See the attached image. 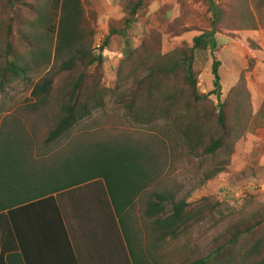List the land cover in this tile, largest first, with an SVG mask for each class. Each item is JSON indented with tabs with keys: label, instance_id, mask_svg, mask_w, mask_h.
Wrapping results in <instances>:
<instances>
[{
	"label": "trees",
	"instance_id": "trees-1",
	"mask_svg": "<svg viewBox=\"0 0 264 264\" xmlns=\"http://www.w3.org/2000/svg\"><path fill=\"white\" fill-rule=\"evenodd\" d=\"M148 1L121 0L125 17L109 28L96 54L94 29L86 18L81 0H47L45 3L0 0V89L13 81L27 82L34 70L52 72L58 68L55 76L64 74L67 81L61 91L66 101L44 146L60 147L68 142L63 155L50 158V164L41 166L40 171L35 168L36 158L28 147L22 152L19 144L12 147L4 142L1 145L0 216L7 219L9 237L18 244L20 255L8 254L11 247H4L6 240L0 236V264H28L31 242L40 241L42 247L51 252L52 247L65 238L59 218L62 206L66 202L71 205L77 201L90 202L92 204L85 209L89 215L95 209L92 201L99 198L100 192L104 204L96 210L97 223L110 225L112 236L115 230L120 232L132 264H145L138 257L135 239L130 234L128 211L150 183L148 157L126 145L112 147L96 142H70L69 139L93 113L104 109L108 97L125 116L139 124L168 119L172 112L176 121L179 113H189L195 105L192 111L201 119L198 125L195 121L184 123L183 119L181 124L173 123L183 137L192 135L190 148H200L208 157L220 154L230 157L234 153L245 119L250 115L245 87H233L222 101L220 62L213 56V90L211 94H200L193 66L195 51L209 50L214 54L218 49L215 35L223 19L222 6L214 0H204L211 15L210 30L194 37L191 47L162 54L155 46V37L151 42L143 41L139 49L131 46L129 32ZM26 14L30 18H25ZM90 15L94 19L95 13ZM113 39L123 41V58L116 80L111 88H106L102 84L103 52ZM152 42L155 45L150 44ZM51 75L34 84L33 98L46 100L50 96L55 77ZM211 95L215 96L216 105L209 100ZM190 102H193L191 106ZM205 103L210 104V110ZM205 125L213 132H205ZM200 126L201 130L197 128ZM224 163L226 165L222 164L208 179L225 171L229 162ZM58 201L59 207L56 206ZM207 205V199H202L196 208L185 200L176 201L173 193H152L147 200L145 216L152 221L161 243L178 239L192 223L203 219L204 211L208 212ZM256 215L226 228L227 237L215 250L217 256L193 258L184 264H222L219 257L229 256L242 248L247 250L245 240H252L256 235H260V239L254 240L252 246L258 252L250 257H255L253 264H264V235L260 234L264 213ZM222 251L231 252L222 254ZM14 257L16 259H12ZM59 261L75 264L78 260L62 257Z\"/></svg>",
	"mask_w": 264,
	"mask_h": 264
},
{
	"label": "rangeland",
	"instance_id": "rangeland-1",
	"mask_svg": "<svg viewBox=\"0 0 264 264\" xmlns=\"http://www.w3.org/2000/svg\"><path fill=\"white\" fill-rule=\"evenodd\" d=\"M38 1L45 3L47 0H28L29 3ZM81 1L94 29L93 50L97 54L109 28L116 26L125 13L121 0ZM214 1L223 10V19L215 35L218 49L214 54L209 50L195 51L193 66L200 94H211L213 90V56L220 62L222 101L233 87H245L250 115L245 119L234 153L230 157L227 155L229 158L223 154L208 157L200 148L193 150L190 148L192 135L183 137L179 134L174 122L181 124L184 120L191 124L195 121L198 125L201 120L192 111L196 108L193 102H190L191 111L179 113L176 121L172 112L168 119L139 124L125 116V112L108 97L104 109L93 113L69 138L70 142H96L112 147L126 145L148 157L150 183L128 211L130 234L135 239L137 255L145 264H184L193 258L217 256L215 250L224 243L227 227L257 216L256 213H264V0ZM90 13H95L94 19ZM25 18L30 16L26 14ZM210 24L211 15L204 0H149L129 32L131 46L139 49L143 41L151 42L155 37L156 45L155 42L150 44L159 47L162 54L189 48L194 37L210 30ZM122 43L113 39L103 52L102 84L106 88H111L116 80L123 58ZM24 56L27 57L26 52ZM57 69L52 72L34 70L28 75L27 82L13 81L0 89V151L4 142L12 147L19 144L22 152L28 147L36 158L38 171L41 166L50 164V158L63 155L68 143H62L60 147L44 146L66 101L61 91L67 81L64 74L55 76ZM47 75L55 76L52 93L46 100L33 98L34 84ZM209 100L217 104L214 95ZM205 105L210 110V104ZM197 128L202 129L201 126ZM204 130L213 132L206 125ZM225 161L229 162L226 170L208 179L222 164L226 165ZM164 192L173 193L176 201L185 200L196 208L202 199H207L209 205L203 219L192 223L178 239L159 243V236L145 211L150 194ZM2 217L0 235L4 234L5 240L7 231L4 232ZM260 231L264 235V227ZM259 239L260 235L246 239L247 250L242 248L229 256L223 255L219 261L222 264H253L255 257L250 255L258 250L252 244ZM250 250L253 251L250 253ZM223 252L229 254L231 251Z\"/></svg>",
	"mask_w": 264,
	"mask_h": 264
},
{
	"label": "crops",
	"instance_id": "crops-1",
	"mask_svg": "<svg viewBox=\"0 0 264 264\" xmlns=\"http://www.w3.org/2000/svg\"><path fill=\"white\" fill-rule=\"evenodd\" d=\"M101 196L102 192H100L99 198L93 199L95 209L91 210L89 215H86L85 209L92 203L85 204L77 201L76 204L71 205V202H66L59 214L65 238L59 241L56 247L53 246L51 252H47V248L42 247V242L36 241V244L31 242L28 264H72L69 261H66L67 263L60 262L62 257L64 260L76 258L78 261L75 264H132L120 232L115 230L112 236L110 225L97 223L96 210L101 203L104 204V201H101ZM56 206L59 207V201ZM2 218L4 232L7 231L4 247H11L8 254L20 255L18 244L9 237L10 228L7 219L4 215ZM105 229L110 233H107ZM0 236L2 238L4 234ZM55 242L53 240V243Z\"/></svg>",
	"mask_w": 264,
	"mask_h": 264
}]
</instances>
